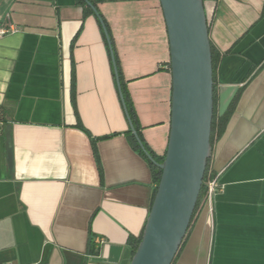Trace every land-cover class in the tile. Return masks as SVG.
Here are the masks:
<instances>
[{"label": "crops", "instance_id": "1", "mask_svg": "<svg viewBox=\"0 0 264 264\" xmlns=\"http://www.w3.org/2000/svg\"><path fill=\"white\" fill-rule=\"evenodd\" d=\"M92 1L142 140L161 157L172 81L160 3ZM204 8L220 57L223 127L208 162L220 191L202 197L173 264H264V0ZM0 109V264H129L152 177L128 140L103 30L79 0H0Z\"/></svg>", "mask_w": 264, "mask_h": 264}, {"label": "water", "instance_id": "2", "mask_svg": "<svg viewBox=\"0 0 264 264\" xmlns=\"http://www.w3.org/2000/svg\"><path fill=\"white\" fill-rule=\"evenodd\" d=\"M83 1L103 30L129 129L146 158L161 171L129 264H172L189 228L212 152L214 73L204 1L158 0L168 35L172 81L169 135L161 163L148 154L130 122L106 28L95 6Z\"/></svg>", "mask_w": 264, "mask_h": 264}, {"label": "trees", "instance_id": "3", "mask_svg": "<svg viewBox=\"0 0 264 264\" xmlns=\"http://www.w3.org/2000/svg\"><path fill=\"white\" fill-rule=\"evenodd\" d=\"M93 6L94 5V1L92 0H88ZM204 1V0H203ZM79 2L84 5V7L88 10V11H91V9L85 4V2L83 0H79ZM92 12V11H91ZM101 17V16H100ZM102 19V18H101ZM105 28H106V31H107V34H108V30H107V26L105 24V22L102 20ZM111 44V42H110ZM210 47H211V59H212V67H213V73H215L217 67H218V64H219V60H220V57L219 55L216 53L215 49L211 46L210 44ZM113 52V51H112ZM113 56H114V52H113ZM114 62L116 64V69H117V75H118V79H119V83H120V89H121V92H122V95H123V99H124V103H125V106H126V110H127V113H128V117L130 119V122L134 128V130L136 131L139 139L141 140L145 150L148 152V154L154 159L155 162L157 163H161L164 159V155L161 156V157H158L156 156L154 153H152L148 147L146 146V144L144 143V141L142 140V137L140 135V132L137 128V125H136V120H135V115H134V112H133V109H132V106H131V103L128 99V95L124 89V85H123V82H122V79H121V74H120V70H119V67H118V63H117V60L114 56ZM213 100H214V110H213V117H212V123H211V136H210V142L212 143V140H213V136L215 135V132L217 131L220 132L222 127H223V122H222V117H219L215 111V89H214V96H213ZM0 121H3V111L0 109ZM127 136H128V140L130 142V145L131 147L133 148V150L139 155L141 156L148 164L149 168H150V172H151V177H152V183H153V197H154V194H155V191H156V187L159 183V179H160V175H161V171L160 169H158L154 164H152L145 156V154L143 153V151L140 149V147L138 146L134 136L132 135L130 129L127 131ZM209 162V161H208ZM208 164L206 166V170H205V173L204 175L206 174L207 170H208ZM203 192H204V189H203V185H202V188H201V191H200V194H199V197H198V200H197V203H196V206H195V209H194V212H193V215H192V218H191V221L194 217V214L201 202V199L203 197ZM191 221H190V224H191ZM190 226V225H189ZM189 229V228H188ZM143 231V230H142ZM188 232V230H187ZM187 234V233H186ZM141 235L142 233L140 234V236L137 238V239H134V240H129V245H130V248H131V252H132V255L133 253L135 252L136 248H137V245L140 241V238H141ZM94 239H90V246L93 247L94 246ZM183 243V242H182ZM96 244V243H95ZM182 245V244H181ZM181 247V246H180ZM180 249V248H179ZM179 251V250H178ZM178 253V252H177ZM177 255V254H176ZM176 257V256H175ZM174 257V259H175ZM174 259H173V262H174ZM172 262V264H173Z\"/></svg>", "mask_w": 264, "mask_h": 264}, {"label": "built area", "instance_id": "4", "mask_svg": "<svg viewBox=\"0 0 264 264\" xmlns=\"http://www.w3.org/2000/svg\"><path fill=\"white\" fill-rule=\"evenodd\" d=\"M2 125L3 122L0 121V132L2 129ZM202 185L204 189L203 200L207 204H210L212 199L220 191V184L218 182V177L211 169H208L206 174L204 175ZM101 243H103V239H97V244H101Z\"/></svg>", "mask_w": 264, "mask_h": 264}]
</instances>
